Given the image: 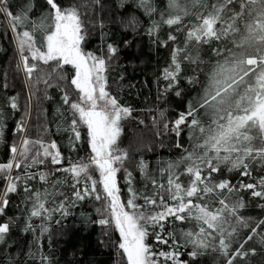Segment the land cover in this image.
Instances as JSON below:
<instances>
[{
    "label": "snow or ice",
    "instance_id": "obj_1",
    "mask_svg": "<svg viewBox=\"0 0 264 264\" xmlns=\"http://www.w3.org/2000/svg\"><path fill=\"white\" fill-rule=\"evenodd\" d=\"M92 6L96 9L90 14ZM12 7L10 0H0V16L15 35L18 70L28 81L38 74L37 82L47 87L67 81L72 92L60 88L67 106L63 131L74 151L85 129L90 149L86 158L63 166L66 157L55 140L31 139L23 135L25 120L17 123L19 143L9 145L11 158L0 163V217L7 216L11 196L22 193L26 218L20 224L15 217L0 219V245L8 247L14 227L32 234L33 241L16 254L14 264H53L42 238L50 244L52 223L63 229L62 221L72 215L69 209L85 202H99L94 206L98 218L83 215L81 223L102 229L105 239L99 244L113 243L116 264H194L209 251L223 258L221 264H245L256 254L249 242L257 236L264 251V219L251 221L239 214L245 207L242 192L264 200V0H164L162 8L153 0H136L138 10L157 17L146 31L152 44L170 49L168 63L156 77L157 100L194 93L157 132L174 135L180 155L159 160L155 169L141 158L136 171L142 190L134 187L137 177L125 167L128 152L119 144L122 122L133 118L134 109L109 90L107 74L119 48L105 39L103 21H95L102 0H43L35 19L34 0L18 13ZM138 24L135 16L128 21L133 30ZM162 27L168 29L164 36ZM94 29L101 30L103 46L86 51ZM131 43L123 42L125 47ZM5 104L19 110L15 96ZM160 117L164 119L163 111ZM4 127L0 107V142ZM233 172L235 180L224 175ZM120 180L127 199L121 198ZM241 229L247 232L237 239ZM113 232L118 241H112ZM185 255L190 260L181 259Z\"/></svg>",
    "mask_w": 264,
    "mask_h": 264
},
{
    "label": "trees",
    "instance_id": "obj_2",
    "mask_svg": "<svg viewBox=\"0 0 264 264\" xmlns=\"http://www.w3.org/2000/svg\"><path fill=\"white\" fill-rule=\"evenodd\" d=\"M28 2L29 0H10L13 6L12 11L20 12ZM34 2L37 7L36 15L32 16V19L39 15L43 7V0H34ZM153 2L158 8L163 7L164 0H153ZM102 5L103 7L95 12V21L97 23L103 21V31L108 33L105 39L119 48V54L111 61L110 71L107 74L109 90L113 94H118L121 104L134 109L133 118L122 122L123 132L119 144L128 152L129 158L125 162V167L137 177L134 187L142 190V178L136 171L141 158L148 162L150 169H155L159 160L176 159L180 155L182 149L175 147L174 135L160 137L157 132L162 130L163 122L174 120L177 113L184 110L186 100L190 99L194 93H188L181 98L169 94L166 100H157L160 87L156 82V77L168 63L170 54V49L158 48L146 35L147 27L152 19L157 17H149L143 13V9L138 10L136 0H102ZM95 9L96 6H92L90 14ZM133 16L139 20L134 30L128 26V21ZM167 31L166 27H162L161 36H164ZM100 34V29L92 31L88 43L84 45L86 51L95 52L103 46ZM125 40L132 43L125 47L123 44ZM204 58L209 59L207 56ZM19 60L14 34L10 31L6 18L0 16V107L3 108V124L5 125L3 141L0 142V163H6L11 158L8 151L9 145L19 143L21 134L14 130L22 118L26 122V132L23 135L31 139L43 138L45 141L55 140L57 142L62 154L66 157L63 166H69L72 162L86 158L90 153L86 142V130L81 129L84 139L74 151L69 147L68 134L63 131V128L67 126L65 123L67 106L62 105L60 88H68L71 93L72 89L67 81H54L56 86L47 87L37 82L38 74L36 73L33 74V80L28 81L24 72L17 68ZM42 68L44 71L47 70V66H42ZM68 68L70 69V66ZM39 74L43 75L44 72ZM68 75H71V70ZM121 76L124 77L122 80ZM5 84H7L6 88ZM117 85L120 87L118 88ZM196 88L200 90L201 86L197 85ZM13 96L17 97L18 111L12 110L5 104V101ZM161 111L165 113L163 120L160 117ZM61 113H64V116H61ZM141 120L144 121L143 124L139 123ZM181 143H186L184 137H181ZM256 174L258 173L254 172V175ZM224 175L234 180L238 178L235 172ZM93 176L99 180L97 172H94ZM122 176L123 172L118 174V177ZM245 180L248 182L247 178ZM2 183L3 180H0V184ZM120 184L121 198L127 199L129 193L123 180H120ZM22 195V193H17L11 196L7 216L0 217V219L7 220L8 217H15L17 223L20 224L22 219L26 218L22 215L24 207ZM240 195L244 197L245 207L239 210V214L246 219L251 218V221L264 219V208L259 207L260 204H264V200L252 198L247 192H242ZM94 206H100L99 202H85L69 209L72 215L62 221L63 229L52 223V240L49 244L47 237H43L42 243L44 253L53 258V264H116L118 253L113 243L108 242L107 247L99 244L101 239H105L101 236L102 229L96 225L85 226L81 223L83 215L91 214L92 219L98 218ZM36 223L38 224L39 221ZM185 226L187 225L181 227ZM245 232L247 229H241L237 239H242ZM118 239V233L113 232L112 241H118ZM32 241V234H25L20 231L19 227H14L8 247L0 245V248H3L0 251V264H14L16 254L32 247ZM258 241L259 236L249 242L251 247L256 248V254L249 255L245 264H264V251ZM149 242L151 243V240ZM10 257L13 259L10 260ZM181 259L190 260L186 255ZM222 259L217 253L209 251L198 257L194 264H221Z\"/></svg>",
    "mask_w": 264,
    "mask_h": 264
},
{
    "label": "rangeland",
    "instance_id": "obj_3",
    "mask_svg": "<svg viewBox=\"0 0 264 264\" xmlns=\"http://www.w3.org/2000/svg\"><path fill=\"white\" fill-rule=\"evenodd\" d=\"M14 38H15V35H14ZM97 175H98V177H99V173L97 172Z\"/></svg>",
    "mask_w": 264,
    "mask_h": 264
}]
</instances>
